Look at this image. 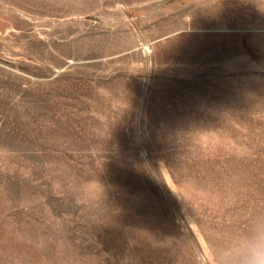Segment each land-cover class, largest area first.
<instances>
[{
  "label": "rangeland",
  "instance_id": "obj_1",
  "mask_svg": "<svg viewBox=\"0 0 264 264\" xmlns=\"http://www.w3.org/2000/svg\"><path fill=\"white\" fill-rule=\"evenodd\" d=\"M264 232V0H0V264H234Z\"/></svg>",
  "mask_w": 264,
  "mask_h": 264
},
{
  "label": "clouds",
  "instance_id": "obj_2",
  "mask_svg": "<svg viewBox=\"0 0 264 264\" xmlns=\"http://www.w3.org/2000/svg\"><path fill=\"white\" fill-rule=\"evenodd\" d=\"M234 264H264V232L258 233L238 250Z\"/></svg>",
  "mask_w": 264,
  "mask_h": 264
}]
</instances>
